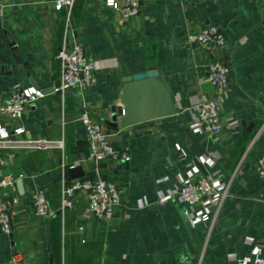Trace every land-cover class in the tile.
<instances>
[{
  "label": "crops",
  "instance_id": "crops-1",
  "mask_svg": "<svg viewBox=\"0 0 264 264\" xmlns=\"http://www.w3.org/2000/svg\"><path fill=\"white\" fill-rule=\"evenodd\" d=\"M137 1L138 14L122 18L102 0H75L69 11L56 9L53 0H2L0 103L15 83L41 89L19 123L26 136L61 140L62 147L19 151L3 169L15 185L5 191L14 202L10 231L0 229V264H13L14 253L28 264H239L245 258L264 264V181L256 174V160L264 155V1ZM208 25L220 29L225 46L187 39ZM65 39L95 62V82L61 93L53 87ZM216 59L228 66L221 91L203 80ZM147 69L157 71L177 112L124 128L107 125L120 78ZM198 95L219 102L223 128L216 139L195 129ZM83 112L115 151L129 153V161L103 159L95 172L80 120L63 121ZM0 123L9 129L12 121L0 114ZM72 166L82 167V178L116 184L119 201L107 218L84 217L82 191L72 207L60 209V191L69 181L53 175ZM193 168L217 173L226 184L211 221L192 223L176 197L160 200ZM39 189L55 209L51 217L34 213L31 197Z\"/></svg>",
  "mask_w": 264,
  "mask_h": 264
},
{
  "label": "built area",
  "instance_id": "built-area-1",
  "mask_svg": "<svg viewBox=\"0 0 264 264\" xmlns=\"http://www.w3.org/2000/svg\"><path fill=\"white\" fill-rule=\"evenodd\" d=\"M264 1V0H263ZM75 0H53L56 9H69ZM102 4L117 11L122 18H130L138 14L137 0H102ZM4 13V4L0 0V18ZM68 28V21L66 23ZM187 39L200 45L213 43L218 47L226 44L225 37L215 25H208L201 31L189 34ZM56 58L59 62V83L54 91L64 92L69 89L91 86L95 82L93 70L96 64L86 58L82 46L77 42L64 40L59 47ZM203 80L221 91L228 80V66L222 59H216L208 64ZM43 95L39 88L22 87L15 83L9 89L6 97L0 103V114L11 121V127L6 129L0 123V229L4 233L10 231L11 206L14 199L5 196V191L14 187V177L3 173V169L13 163L19 151L45 150L50 147H62L61 140H49L25 135V128L19 123L23 111L28 104L33 103ZM195 110V129L216 139L223 128L219 102L205 95H198L192 104ZM83 128V136L88 145V157L94 163L95 172L98 162L103 159L129 161L130 155L125 150L115 151L109 141L108 134L87 112L79 117ZM256 174L264 181V155L256 160ZM82 191L85 197L84 217L103 220L112 214L119 201V190L113 181L101 176L96 178H77L63 185L60 191V209L73 206L75 194ZM226 193V184L219 180L217 173L201 175L197 169L189 170L179 184L160 196L161 201L174 196L188 208L189 220L192 223L211 221L218 210ZM34 213L40 217H51L55 209L48 202L43 190L35 191L31 197ZM82 226L80 230H82ZM13 264H28L20 254L14 253ZM239 264H250L248 259H242Z\"/></svg>",
  "mask_w": 264,
  "mask_h": 264
},
{
  "label": "water",
  "instance_id": "water-1",
  "mask_svg": "<svg viewBox=\"0 0 264 264\" xmlns=\"http://www.w3.org/2000/svg\"><path fill=\"white\" fill-rule=\"evenodd\" d=\"M70 26L73 21L69 17ZM0 72L5 73L4 66H0ZM122 82L121 91L118 95V105H111L109 119L104 122L113 128H124L141 122L158 119L174 115L177 112L178 105L169 92L165 83L158 77L155 69H147L123 75L120 78ZM80 113L63 119H79ZM195 165L202 169L201 165L195 162ZM84 172L81 166L66 167L53 175V179H62L65 182L73 179L82 178ZM21 185V179L16 181ZM91 221H87V231L90 229ZM88 234V232H87ZM10 239L12 235L9 233Z\"/></svg>",
  "mask_w": 264,
  "mask_h": 264
}]
</instances>
